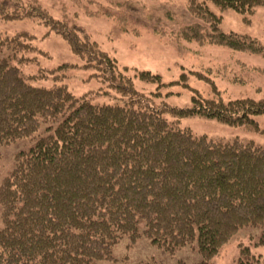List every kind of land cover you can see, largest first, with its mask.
I'll list each match as a JSON object with an SVG mask.
<instances>
[{
  "label": "trees",
  "instance_id": "1",
  "mask_svg": "<svg viewBox=\"0 0 264 264\" xmlns=\"http://www.w3.org/2000/svg\"><path fill=\"white\" fill-rule=\"evenodd\" d=\"M188 2L209 26H190L185 39L264 54L257 39L220 30L221 14L210 7L235 10L246 20L264 0ZM26 3L0 0V20L35 17L55 29L122 102H94L105 90L75 95L55 75L66 64L41 76L53 85L30 84L38 77H24L16 62L25 51L23 35L0 30V143L32 138L42 127L47 132L16 154L0 186V264H97L113 259V246L125 236L135 242L142 235L169 252L196 243L203 257L197 264H212L246 226L263 229L257 246L264 245V144L213 140L165 116H202L259 131L254 117L264 114V99L225 101L218 91L204 97L192 89L190 106L160 109L135 87L129 68L82 28L69 32ZM135 72L142 81L160 82L158 74ZM186 79L183 74L178 84ZM240 249L237 264L258 261L248 246Z\"/></svg>",
  "mask_w": 264,
  "mask_h": 264
},
{
  "label": "rangeland",
  "instance_id": "2",
  "mask_svg": "<svg viewBox=\"0 0 264 264\" xmlns=\"http://www.w3.org/2000/svg\"><path fill=\"white\" fill-rule=\"evenodd\" d=\"M24 6L35 5L31 13H47L59 27L75 32L82 28L91 40L114 57L122 68L127 66L135 87L151 97L160 109L188 107L192 102V89L204 97L219 92L225 101L239 98L264 99V54L248 50H235L226 45L187 40L184 31L190 26H209L189 10L188 0H19ZM29 4V5H28ZM211 10L221 14L220 30L246 35L264 45V6L245 20L244 15L232 9L220 11L210 3ZM107 11L109 15L105 13ZM0 20V30L5 36H23L25 51L17 60L22 75L34 86L49 87L53 79H40L48 71L55 72L60 82L75 95L93 94L96 103L122 102L112 88L98 81L94 69H86L81 58L73 53L65 38L55 29L44 25L35 17H8ZM64 24V27L62 26ZM20 58V57H19ZM150 71L160 75V82L142 81L135 71ZM201 72L208 79H199ZM186 74L188 84H178ZM158 83H162L159 87ZM161 86V85H160ZM159 92V93H158ZM158 93V94H157ZM166 106V107H165ZM165 116L196 135H206L213 140L231 141L239 138L264 144V114L256 115L259 131L252 126H230L213 118L202 116L178 118L170 111ZM42 127L32 138L11 143H0V186L15 165L18 152L29 150L41 135ZM145 228L140 222V230ZM261 227L246 226L221 249L212 264H237L241 258L240 247H249L254 264L264 263V245L257 246L262 236ZM113 259L97 264H197L203 257L197 244H189L173 252L154 245L145 235L135 242L125 236L112 248Z\"/></svg>",
  "mask_w": 264,
  "mask_h": 264
}]
</instances>
